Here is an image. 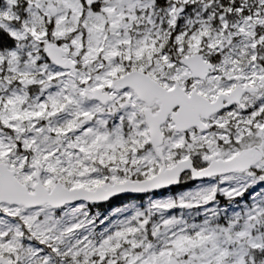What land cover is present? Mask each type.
Instances as JSON below:
<instances>
[{
  "label": "snow or ice",
  "instance_id": "1",
  "mask_svg": "<svg viewBox=\"0 0 264 264\" xmlns=\"http://www.w3.org/2000/svg\"><path fill=\"white\" fill-rule=\"evenodd\" d=\"M0 264H264V0H0Z\"/></svg>",
  "mask_w": 264,
  "mask_h": 264
}]
</instances>
